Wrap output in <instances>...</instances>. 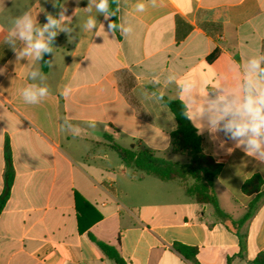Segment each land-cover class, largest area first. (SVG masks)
<instances>
[{"label":"crops","instance_id":"0c3cea01","mask_svg":"<svg viewBox=\"0 0 264 264\" xmlns=\"http://www.w3.org/2000/svg\"><path fill=\"white\" fill-rule=\"evenodd\" d=\"M100 3L0 0V194L6 142L14 172L0 264H114L88 233L129 264H195L174 243L196 248L197 264H251L264 253V197L245 223L232 222L253 199L243 182L257 174L264 184V130L236 132L253 123L245 105L264 90V0H118L116 32ZM25 15L31 41L21 35ZM49 17L56 24L45 30ZM53 32L42 70L43 52L30 44ZM29 86L48 94L27 104ZM162 98L183 102L203 153L222 166L213 205L187 197L178 180L138 178L112 156L104 135L173 153L176 121ZM77 206L82 223L93 212L101 219L79 232Z\"/></svg>","mask_w":264,"mask_h":264},{"label":"trees","instance_id":"16d2710c","mask_svg":"<svg viewBox=\"0 0 264 264\" xmlns=\"http://www.w3.org/2000/svg\"><path fill=\"white\" fill-rule=\"evenodd\" d=\"M117 4L118 0H107V6L104 9L105 13L109 17L110 24L115 25V28L113 29L115 32L118 30ZM53 39L54 36L51 35L47 43L50 48L52 46ZM218 54V50H214L207 57V62L214 61ZM48 55V51L43 52L41 62L42 70H46L47 68ZM262 70L259 75L264 79V71ZM162 101L169 108L176 121V128L170 134L171 150L177 155L186 156V163L166 160L157 156L153 150L145 147L135 148L134 146H121L114 142L108 135H104V138L109 144L110 149L118 156L121 163L126 168L131 169L133 173L137 174L138 178L146 175L152 176L160 181L178 180L183 183L184 192L187 197L192 198L200 205H213L215 202L213 182L221 172L222 166L221 164L216 163L210 156L203 153L201 147V137L189 122L187 109L183 102L168 98H162ZM4 159L5 171L3 189L0 194V213L9 198L14 176L11 162V152L7 142L4 148ZM263 185L262 178L257 174L250 176L243 182L241 186L242 193L246 196L253 195V199L248 203L247 211L244 217L237 222H232L233 225H237V227H239L253 215L259 205L260 199L264 197ZM75 200L76 202H79V196L77 194H75ZM81 203L89 206V204L85 201H82ZM77 209L81 215L78 220L79 232L85 231L94 222L101 219V216L98 213L93 212V216L88 217L87 215L85 223H82L84 222L83 219H85L84 212L78 206ZM88 237L90 241L98 247L105 258L112 261L114 264H129L122 257L119 250L115 246L97 239L91 233H88ZM173 249L183 258L197 264L195 262V256L197 253L196 248L180 243H174ZM240 249H242V243L240 244ZM251 264H264V253H258L252 260Z\"/></svg>","mask_w":264,"mask_h":264},{"label":"clouds","instance_id":"9594fccd","mask_svg":"<svg viewBox=\"0 0 264 264\" xmlns=\"http://www.w3.org/2000/svg\"><path fill=\"white\" fill-rule=\"evenodd\" d=\"M106 6H107V0H101V3L98 5V8L104 10ZM143 8L144 6L142 4L137 6L138 11H143ZM22 19L24 21L25 31H22L21 35L31 41L32 39L31 30L33 27V22L31 19L27 17V15H25V17H23ZM54 24H56V21L52 20L51 17H49V24L45 26V30ZM94 25H95V21L90 19L88 21L87 27L91 29ZM114 28H115L114 24H109V30H112ZM123 31L128 32L129 29H124ZM55 35L56 33L53 32L52 36ZM30 49L35 50V54L38 58L40 57L41 52L44 51L50 52L52 50L49 47V45L45 43L43 40H37L35 43L30 44ZM47 94H48L47 88L35 89L34 86H29L27 88H24L21 93L24 102L27 104H36L38 102V98L44 97ZM62 94L65 95L66 93H62ZM245 107L247 108L248 112L252 115L253 123L238 126L236 134H243L245 131H247L248 128H251V130L255 133H260L262 130H264V90L260 91L258 100H253L249 98ZM91 126L95 127V122H93ZM249 143L252 144L256 149H260L261 147V145L256 140H251L249 141Z\"/></svg>","mask_w":264,"mask_h":264},{"label":"rangeland","instance_id":"374dc122","mask_svg":"<svg viewBox=\"0 0 264 264\" xmlns=\"http://www.w3.org/2000/svg\"><path fill=\"white\" fill-rule=\"evenodd\" d=\"M112 156H114L115 160H117V162H120V159L118 158V156L113 152ZM160 157L169 160V161H173V162H179V163H186L187 162V157L183 156V155H175L173 153H171L169 151V153H166L165 155H160Z\"/></svg>","mask_w":264,"mask_h":264},{"label":"built area","instance_id":"2783aa9c","mask_svg":"<svg viewBox=\"0 0 264 264\" xmlns=\"http://www.w3.org/2000/svg\"><path fill=\"white\" fill-rule=\"evenodd\" d=\"M263 68H264V64H263Z\"/></svg>","mask_w":264,"mask_h":264}]
</instances>
